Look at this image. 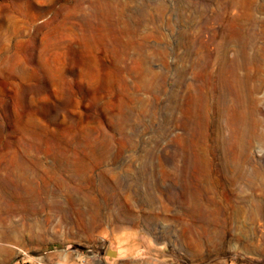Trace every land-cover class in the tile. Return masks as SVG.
<instances>
[{"label":"rangeland","instance_id":"obj_1","mask_svg":"<svg viewBox=\"0 0 264 264\" xmlns=\"http://www.w3.org/2000/svg\"><path fill=\"white\" fill-rule=\"evenodd\" d=\"M252 9L264 75V0H0V264H264V88L229 202L178 178L172 124Z\"/></svg>","mask_w":264,"mask_h":264},{"label":"bare ground","instance_id":"obj_2","mask_svg":"<svg viewBox=\"0 0 264 264\" xmlns=\"http://www.w3.org/2000/svg\"><path fill=\"white\" fill-rule=\"evenodd\" d=\"M253 10L246 21L242 17L233 21L212 39L208 55L191 64L186 95L181 98L179 89L174 94V158L181 163L176 173L197 193L214 195L210 202L230 200L234 194L229 188L252 175V142L260 135L261 123L256 95L264 88V75L258 69L260 51L252 54L255 28L262 18L255 17ZM208 18L215 22L221 17ZM126 227L135 228L120 225L113 231Z\"/></svg>","mask_w":264,"mask_h":264},{"label":"water","instance_id":"obj_3","mask_svg":"<svg viewBox=\"0 0 264 264\" xmlns=\"http://www.w3.org/2000/svg\"><path fill=\"white\" fill-rule=\"evenodd\" d=\"M113 254V253H112Z\"/></svg>","mask_w":264,"mask_h":264}]
</instances>
